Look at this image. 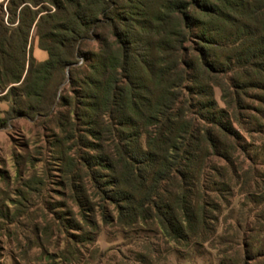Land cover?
Instances as JSON below:
<instances>
[{
  "label": "trees",
  "instance_id": "trees-1",
  "mask_svg": "<svg viewBox=\"0 0 264 264\" xmlns=\"http://www.w3.org/2000/svg\"><path fill=\"white\" fill-rule=\"evenodd\" d=\"M0 102V130L49 134L68 252L106 224L237 264L227 214L255 178L242 131L264 120V0H0Z\"/></svg>",
  "mask_w": 264,
  "mask_h": 264
},
{
  "label": "rangeland",
  "instance_id": "rangeland-1",
  "mask_svg": "<svg viewBox=\"0 0 264 264\" xmlns=\"http://www.w3.org/2000/svg\"><path fill=\"white\" fill-rule=\"evenodd\" d=\"M32 45L35 57L45 60L47 54L39 49L37 38L32 39ZM216 94L219 100L220 93ZM248 101L255 107L260 105ZM0 108L8 109V105L0 102ZM262 112L264 115V106ZM242 135L248 149V165L255 178L250 192L234 194V211L227 214L228 221L235 225L236 241L240 245L231 260L242 264L248 250L249 261L257 257L259 264H263L264 120L261 124H248ZM51 145L48 132L31 119L14 118L0 130V264H16L15 261L19 264L219 263L222 257L219 251L206 245L177 247L172 251V243L153 232L140 228L122 231L116 225L106 224L92 234L91 244L77 243L68 252L70 237L60 227L59 211L63 210L60 203L65 201V194L69 197V192L63 185L60 162L54 158ZM108 209L113 211L110 206ZM35 232L41 249L34 242ZM249 241L252 247L246 245Z\"/></svg>",
  "mask_w": 264,
  "mask_h": 264
},
{
  "label": "crops",
  "instance_id": "crops-1",
  "mask_svg": "<svg viewBox=\"0 0 264 264\" xmlns=\"http://www.w3.org/2000/svg\"><path fill=\"white\" fill-rule=\"evenodd\" d=\"M2 109L0 108V111H1Z\"/></svg>",
  "mask_w": 264,
  "mask_h": 264
}]
</instances>
